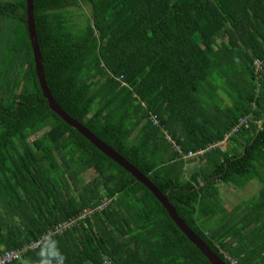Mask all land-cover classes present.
Segmentation results:
<instances>
[{"label":"trees","instance_id":"obj_1","mask_svg":"<svg viewBox=\"0 0 264 264\" xmlns=\"http://www.w3.org/2000/svg\"><path fill=\"white\" fill-rule=\"evenodd\" d=\"M33 18L56 103L226 264H264V0H33ZM26 19V0H0V248L107 203L9 264H211L141 182L50 109ZM252 179L258 196L227 208L217 184Z\"/></svg>","mask_w":264,"mask_h":264},{"label":"water","instance_id":"obj_2","mask_svg":"<svg viewBox=\"0 0 264 264\" xmlns=\"http://www.w3.org/2000/svg\"><path fill=\"white\" fill-rule=\"evenodd\" d=\"M26 13H27V30L28 37L32 48L33 61L35 64V73L38 78L39 85L43 92V95L47 99L48 105L51 110H53L63 121H65L70 126L74 127L78 132H80L84 137H86L94 146H96L105 155L113 159L119 165H121L125 170H127L137 181L141 182L161 203L170 218L174 221L176 226L181 230V232L204 254L211 264H226L221 260L206 243L196 235L184 222V220L178 215L175 208L168 202L167 196L160 192V190L137 168L130 164L126 159L119 155L114 149L108 146L106 143L97 138L92 132H90L85 126L80 124L78 121L70 117L54 100L51 96L50 91L46 85L44 78L42 59L40 55L39 45L37 42V36L34 26L33 18V0H26Z\"/></svg>","mask_w":264,"mask_h":264},{"label":"built area","instance_id":"obj_3","mask_svg":"<svg viewBox=\"0 0 264 264\" xmlns=\"http://www.w3.org/2000/svg\"><path fill=\"white\" fill-rule=\"evenodd\" d=\"M241 121H243V119H241ZM227 136L228 135H226V137ZM202 153H203V150H198L196 152L189 151L186 154H184L183 157H185V158L192 157V156H195L197 154H202ZM106 203L107 202L104 201L103 204H101V205H99L93 209H90V208L83 209V211L80 214H78L76 217L69 218V219L62 220V221L58 222L56 225H54L53 227L49 228L46 232H44L35 241L25 243L22 246L15 248V249H12V250H1V248H0V264H9L13 261L21 260L23 258V255L25 254V252H27L28 250H33V249L37 248L42 242H44L45 240H48L53 235L60 234L64 230H66L67 228H70L73 224H75L77 219H84L85 217H90L91 214L95 210H100L103 207V205H105ZM225 257H226V259L229 260L230 264H239L237 262V260L231 258L229 255L225 254ZM104 263L105 264H114L112 262V260L109 259L108 257H104Z\"/></svg>","mask_w":264,"mask_h":264},{"label":"rangeland","instance_id":"obj_4","mask_svg":"<svg viewBox=\"0 0 264 264\" xmlns=\"http://www.w3.org/2000/svg\"><path fill=\"white\" fill-rule=\"evenodd\" d=\"M85 12L86 14H88V8L85 7ZM226 99V98H225ZM229 144L226 143H222L221 147L227 148ZM197 162V160L195 161ZM189 163L186 164L185 166V172H186V176L189 174V172L192 170V165L195 164L197 165V163ZM95 176V172L92 169H88L85 172H83L82 174V181L83 182H87L88 180L92 179ZM70 188L69 191L72 195H75L77 192V189L73 187V183L69 180L68 181ZM229 186H227V184H223V183H219L217 184V188L218 190L221 192V200L225 203H227L228 205H233L236 202H241L243 200L249 199L252 196L257 197L258 196V192L260 190V183L256 180V179H252L251 181H249L244 187L241 188H234L231 187L232 185L228 184ZM223 186H227L224 189V195L222 194V188Z\"/></svg>","mask_w":264,"mask_h":264},{"label":"crops","instance_id":"obj_5","mask_svg":"<svg viewBox=\"0 0 264 264\" xmlns=\"http://www.w3.org/2000/svg\"><path fill=\"white\" fill-rule=\"evenodd\" d=\"M221 144H222V143H221ZM227 186H229V185L227 184ZM227 186H223V188H222V189H223V190H222V194H223V195H224V189H225ZM231 187H234V186L232 185ZM234 188H236V187H234ZM218 192H219V194H218L219 198L222 199V198H221V192H220L219 190H218ZM252 197H255V196H252ZM252 197H250V198H252ZM250 198H249V199H250ZM246 200H248V199H246ZM243 201H245V200H243ZM243 201H241V202H243ZM238 203H240V201H239V202H236V203H234L233 205L230 206V205H228L227 203L224 202V204L226 205L227 208H232L233 206L237 205Z\"/></svg>","mask_w":264,"mask_h":264}]
</instances>
